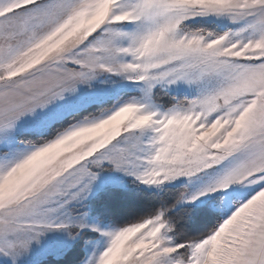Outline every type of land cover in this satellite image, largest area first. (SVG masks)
I'll return each mask as SVG.
<instances>
[{
    "label": "snow or ice",
    "instance_id": "1",
    "mask_svg": "<svg viewBox=\"0 0 264 264\" xmlns=\"http://www.w3.org/2000/svg\"><path fill=\"white\" fill-rule=\"evenodd\" d=\"M0 264H264V0H0Z\"/></svg>",
    "mask_w": 264,
    "mask_h": 264
}]
</instances>
